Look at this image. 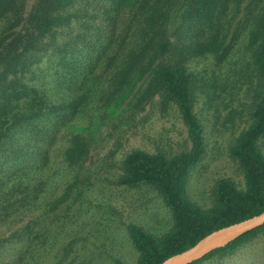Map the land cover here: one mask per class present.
<instances>
[{
	"label": "trees",
	"instance_id": "obj_1",
	"mask_svg": "<svg viewBox=\"0 0 264 264\" xmlns=\"http://www.w3.org/2000/svg\"><path fill=\"white\" fill-rule=\"evenodd\" d=\"M242 1L33 0L28 9L27 0H0V20L7 22L0 35V143L3 136L26 133L36 146L34 158L46 163L60 124L90 99L89 84L98 78L105 79L107 85L103 106H121L138 85H146L141 102L157 91L165 104L173 101L177 105L191 147L174 156L135 149L123 161L118 183L153 186L173 220L172 227L161 235L138 224L127 225L138 252L135 264H159L211 231L264 211V153L260 145L264 137V9L250 30L257 64L251 122L230 149L246 187L240 189L230 177L217 179L209 207L187 193L190 171L202 160L206 146L203 124L194 111L195 78L184 63L181 42L187 35H201L203 41L195 47L215 49L221 20L227 21ZM190 29L192 34L185 35ZM47 55H55L60 65L56 89L69 90L65 97L69 100L60 104L53 103L46 89L29 80L34 65ZM68 142L64 161L80 165L88 151L85 136L77 132ZM71 187L69 184L65 196ZM30 189L25 186L20 191L29 196ZM22 199L30 202L27 197ZM263 231L264 224L190 264L232 253ZM115 264L127 263L116 259Z\"/></svg>",
	"mask_w": 264,
	"mask_h": 264
},
{
	"label": "rangeland",
	"instance_id": "obj_2",
	"mask_svg": "<svg viewBox=\"0 0 264 264\" xmlns=\"http://www.w3.org/2000/svg\"><path fill=\"white\" fill-rule=\"evenodd\" d=\"M32 2L27 0L28 9ZM263 9L264 0H243L227 21L221 20L215 49L195 47L203 41L201 35H187L181 42L184 63L195 78L194 111L203 124L206 146L190 171L187 193L203 207L212 205V187L221 177L234 179L242 190L246 187L230 149L251 122L257 64L250 30ZM6 23L0 20V35ZM33 68L30 82L46 89L53 103L69 100V90L56 89L60 65L55 55ZM89 85L90 99L60 124L46 163L34 158L36 146L28 134L1 140L0 264H115L116 259L135 264L138 252L127 225H141L156 235L172 227V213L157 189L120 185L118 180L132 150L174 156L191 147L177 105L165 104L157 91L141 102L146 85H138L121 106H103L105 79ZM77 132L85 136L88 151L80 165L70 166L63 150ZM260 145L264 153V137ZM25 186L31 188L29 196L20 191ZM200 264H264V231L234 252Z\"/></svg>",
	"mask_w": 264,
	"mask_h": 264
},
{
	"label": "water",
	"instance_id": "obj_3",
	"mask_svg": "<svg viewBox=\"0 0 264 264\" xmlns=\"http://www.w3.org/2000/svg\"><path fill=\"white\" fill-rule=\"evenodd\" d=\"M264 224V211L260 214L211 231L192 247L173 254L159 264H190L206 256L216 248L222 247L244 233Z\"/></svg>",
	"mask_w": 264,
	"mask_h": 264
}]
</instances>
